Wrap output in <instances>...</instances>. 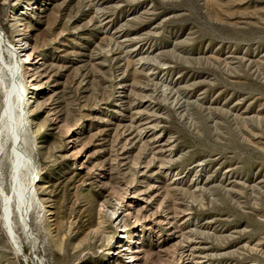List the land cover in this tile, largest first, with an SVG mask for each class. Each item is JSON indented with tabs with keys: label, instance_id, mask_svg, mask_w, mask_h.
<instances>
[{
	"label": "rangeland",
	"instance_id": "374dc122",
	"mask_svg": "<svg viewBox=\"0 0 264 264\" xmlns=\"http://www.w3.org/2000/svg\"><path fill=\"white\" fill-rule=\"evenodd\" d=\"M35 1L0 0L38 62L31 238L0 199V264H264V0Z\"/></svg>",
	"mask_w": 264,
	"mask_h": 264
},
{
	"label": "bare ground",
	"instance_id": "6f19581e",
	"mask_svg": "<svg viewBox=\"0 0 264 264\" xmlns=\"http://www.w3.org/2000/svg\"><path fill=\"white\" fill-rule=\"evenodd\" d=\"M41 2L42 0L35 1V7L41 5ZM30 50H32V47ZM23 51L24 49L20 50L8 41L0 31V65L1 74L3 75L0 76L10 82L9 89L7 87L8 90L4 94L3 108L0 113V199L6 227L14 238V216L18 217L22 223L20 224L24 227V233L31 238L28 217L38 180L37 168L30 147L32 145L30 143V134L35 132L36 128L32 116V106L36 101L37 89L31 80L28 83H24L25 81L23 82L22 79L23 66L27 65L35 68L38 62L35 57H31L33 53L31 51L27 53L29 60H22L21 56L26 54ZM6 54L9 55L11 60L7 59ZM6 163L9 164L7 180H5L2 171V166ZM136 197L134 194H129L125 200V208L123 209L129 215H132L137 204L138 200ZM111 215L114 220H118L121 212L119 213L115 209ZM121 231L126 232L125 230ZM122 236L125 235L122 234ZM139 239V234L135 232L132 239L127 240L134 246L129 255L132 262L140 259L138 256L140 252ZM122 245V241H120L117 245L118 249L113 251V254L119 255L121 251L125 250H119Z\"/></svg>",
	"mask_w": 264,
	"mask_h": 264
}]
</instances>
